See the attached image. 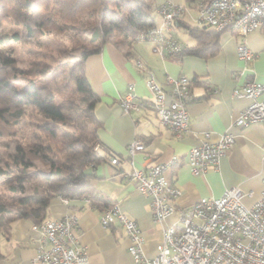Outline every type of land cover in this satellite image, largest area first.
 <instances>
[{"label": "crops", "instance_id": "0c3cea01", "mask_svg": "<svg viewBox=\"0 0 264 264\" xmlns=\"http://www.w3.org/2000/svg\"><path fill=\"white\" fill-rule=\"evenodd\" d=\"M159 6L164 2L180 4L185 9L174 23L172 36L191 48L195 40L187 33L185 25L200 26L193 2L187 0H154ZM160 17L155 15V24ZM245 45L254 54L253 60L242 62L236 48L241 38L230 29L220 34L218 51L207 58L181 53L175 57L160 56L153 52L150 41L134 42L131 53L124 54L105 44L101 50L85 60V74L91 88L98 96L94 112L101 125L97 128L100 147L107 159L94 168L90 184L96 193V202L77 198L63 203L53 198L45 220L75 216V234L84 247L88 264H134L127 251L129 239L117 220L107 227L99 222V212L113 204L136 222L144 241L147 257L156 254V246L163 239V229L176 220L168 217L163 224L153 221L148 202L135 192L125 176L131 169L126 148L139 138L144 147L133 158L135 167L152 163H165L175 158V163L165 172L170 185L180 191L175 199L176 209H187L201 198H218L227 188L238 187L244 205H252L261 195L264 177V127L261 123L235 126L234 122L250 100L235 97L232 92L246 80L264 83V30L249 32ZM137 62L141 63L138 67ZM148 72L165 91L170 86L167 77L184 76L189 80L192 98L187 104L188 128L181 136L161 124L153 110L146 86ZM132 85L136 100L142 106L129 113L120 107V99ZM169 97L167 98V101ZM215 140L227 132L233 144L219 159L217 169L207 167L192 173L187 164L189 150L203 141V134ZM111 158L118 162L112 164ZM32 222L20 219L13 223L10 232L0 233V264L34 263L40 234L32 230Z\"/></svg>", "mask_w": 264, "mask_h": 264}, {"label": "trees", "instance_id": "16d2710c", "mask_svg": "<svg viewBox=\"0 0 264 264\" xmlns=\"http://www.w3.org/2000/svg\"><path fill=\"white\" fill-rule=\"evenodd\" d=\"M157 8L154 0H0V45L38 47L51 36L76 43L54 54L34 52L28 66L11 49L0 50V233L20 219L44 221L56 197L96 202L88 169L107 157L98 150V96L85 60L105 44L131 53L137 34L155 25ZM84 15L88 23L72 34ZM4 24L14 27L4 30ZM184 28L194 46L169 57H210L226 30Z\"/></svg>", "mask_w": 264, "mask_h": 264}, {"label": "built area", "instance_id": "2783aa9c", "mask_svg": "<svg viewBox=\"0 0 264 264\" xmlns=\"http://www.w3.org/2000/svg\"><path fill=\"white\" fill-rule=\"evenodd\" d=\"M199 25L214 31L230 29L241 38L237 45V57L242 62L253 60L254 54L245 45V36L261 28L264 23V0H194ZM180 4L164 2L156 10L160 22L139 32L135 42L148 40L153 52L175 55L183 45L172 36L174 23L184 11ZM138 67L141 66L137 62ZM169 91H165L148 72L146 86L149 99L159 122L177 136L188 128L187 104L192 98L189 80L184 76L167 77ZM235 97L250 100L235 120V126L259 122L264 127V83L246 80L232 92ZM169 100L167 101V98ZM142 103L136 100L134 88L128 85V93L120 99L124 113L136 111ZM233 144V136L224 132L215 140L209 133L203 141L189 150L187 164L192 173L207 167L217 169L219 159ZM141 139H133L126 148L131 169L125 174L134 184L135 192L149 205L152 219L157 224L176 215V220L163 229V239L156 246V254L147 257L144 241L136 222L130 219L119 204H113L99 212V222L107 227L119 222L129 239L128 253L134 264H264V177L260 197L252 205L242 203L238 187L225 189L218 198H201L187 209H176L175 199L180 191L170 185L165 172L175 163V158L165 163H152L144 167L134 166L133 156L142 150ZM264 151V146H263ZM110 162L116 164L117 158ZM67 204V199H62ZM77 219L65 216L56 220H44L32 224L31 229L40 234L39 245L33 259L42 264H88V256L75 234Z\"/></svg>", "mask_w": 264, "mask_h": 264}, {"label": "rangeland", "instance_id": "374dc122", "mask_svg": "<svg viewBox=\"0 0 264 264\" xmlns=\"http://www.w3.org/2000/svg\"><path fill=\"white\" fill-rule=\"evenodd\" d=\"M89 19L86 15L82 16L79 20L78 27L76 29L71 30L72 34L80 35V27L85 26L88 23ZM14 26H10L9 24H4L3 29L8 30ZM80 43H84L85 40L81 39ZM71 45H76L72 39L67 36L62 37H44L40 40L39 46L33 45H22L15 43H8L5 45H0V50L6 51L11 49L13 56L18 58L25 66H28L32 59L36 56L34 52H41L45 54H54L61 47H70ZM49 62V60H46ZM6 93V90L3 91ZM1 155V151H0Z\"/></svg>", "mask_w": 264, "mask_h": 264}]
</instances>
